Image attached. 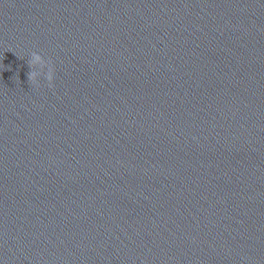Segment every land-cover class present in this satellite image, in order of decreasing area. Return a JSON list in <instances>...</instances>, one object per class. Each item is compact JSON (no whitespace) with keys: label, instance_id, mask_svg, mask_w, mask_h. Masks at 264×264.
I'll list each match as a JSON object with an SVG mask.
<instances>
[{"label":"water","instance_id":"1","mask_svg":"<svg viewBox=\"0 0 264 264\" xmlns=\"http://www.w3.org/2000/svg\"><path fill=\"white\" fill-rule=\"evenodd\" d=\"M0 264H264V0H0Z\"/></svg>","mask_w":264,"mask_h":264}]
</instances>
